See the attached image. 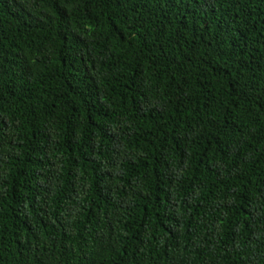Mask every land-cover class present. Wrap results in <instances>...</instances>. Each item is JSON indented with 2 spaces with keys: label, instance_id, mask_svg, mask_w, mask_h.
Listing matches in <instances>:
<instances>
[{
  "label": "trees",
  "instance_id": "1",
  "mask_svg": "<svg viewBox=\"0 0 264 264\" xmlns=\"http://www.w3.org/2000/svg\"><path fill=\"white\" fill-rule=\"evenodd\" d=\"M0 264H264V0H0Z\"/></svg>",
  "mask_w": 264,
  "mask_h": 264
}]
</instances>
